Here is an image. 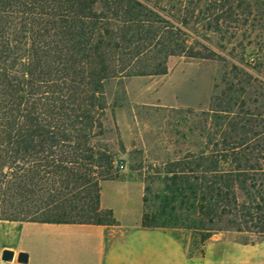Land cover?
I'll return each instance as SVG.
<instances>
[{
  "label": "trees",
  "instance_id": "1",
  "mask_svg": "<svg viewBox=\"0 0 264 264\" xmlns=\"http://www.w3.org/2000/svg\"><path fill=\"white\" fill-rule=\"evenodd\" d=\"M209 2L196 14L188 0H0V220L118 223L101 200L125 166L103 141L108 87L167 74L172 56H218L189 33L200 12L221 30L231 1ZM232 92L201 149L148 170L144 228L185 231L195 248L220 231L264 236V113L236 110Z\"/></svg>",
  "mask_w": 264,
  "mask_h": 264
},
{
  "label": "rangeland",
  "instance_id": "2",
  "mask_svg": "<svg viewBox=\"0 0 264 264\" xmlns=\"http://www.w3.org/2000/svg\"><path fill=\"white\" fill-rule=\"evenodd\" d=\"M188 1L198 2L196 14L210 3ZM230 1L231 10L218 22L221 30L215 15H210L214 28L204 27L200 12L189 31L192 43L198 40L218 56H172L167 74L134 76L108 87L103 141L125 166L123 179L103 182L101 200L120 225L114 238L118 249L182 251V264H264V236L220 231L195 248L185 231L141 228L148 170L205 145L212 130L209 112L224 91L233 87L236 110L264 113V4ZM87 230L78 224L0 220V247L18 244L31 254L29 264H100L99 241Z\"/></svg>",
  "mask_w": 264,
  "mask_h": 264
},
{
  "label": "crops",
  "instance_id": "3",
  "mask_svg": "<svg viewBox=\"0 0 264 264\" xmlns=\"http://www.w3.org/2000/svg\"><path fill=\"white\" fill-rule=\"evenodd\" d=\"M84 226L87 233L97 237L99 241V257L100 264H182L184 253L182 251H167V250H135V249H118L120 242L114 239L120 230L119 224L102 225V224H78ZM138 228V227H136ZM143 229H147L141 227ZM160 229V228H159ZM150 230V229H148ZM152 231V230H150ZM158 233V231H153ZM126 233V230L125 232ZM123 233V234H124ZM160 236V234H159ZM5 248L13 249L16 253L13 261H3L1 258L2 251ZM25 249L18 244H2L0 247V264H29L31 261V254L28 263H19L17 261V254ZM169 259V260H168ZM175 259V260H171ZM178 259V260H177Z\"/></svg>",
  "mask_w": 264,
  "mask_h": 264
},
{
  "label": "water",
  "instance_id": "4",
  "mask_svg": "<svg viewBox=\"0 0 264 264\" xmlns=\"http://www.w3.org/2000/svg\"><path fill=\"white\" fill-rule=\"evenodd\" d=\"M16 253L13 249L5 248L2 251L1 258L3 261H13L15 259ZM29 253L26 251H20L17 254V261L19 263H28L29 262Z\"/></svg>",
  "mask_w": 264,
  "mask_h": 264
}]
</instances>
